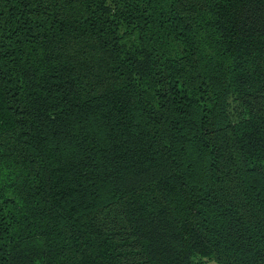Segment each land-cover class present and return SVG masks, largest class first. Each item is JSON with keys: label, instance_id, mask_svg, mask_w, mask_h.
Wrapping results in <instances>:
<instances>
[{"label": "trees", "instance_id": "trees-1", "mask_svg": "<svg viewBox=\"0 0 264 264\" xmlns=\"http://www.w3.org/2000/svg\"><path fill=\"white\" fill-rule=\"evenodd\" d=\"M0 264H264V0H0Z\"/></svg>", "mask_w": 264, "mask_h": 264}]
</instances>
